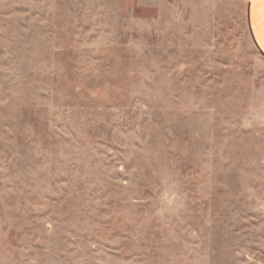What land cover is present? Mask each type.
Listing matches in <instances>:
<instances>
[{
	"label": "rangeland",
	"instance_id": "1",
	"mask_svg": "<svg viewBox=\"0 0 264 264\" xmlns=\"http://www.w3.org/2000/svg\"><path fill=\"white\" fill-rule=\"evenodd\" d=\"M0 264H264L243 0H0Z\"/></svg>",
	"mask_w": 264,
	"mask_h": 264
},
{
	"label": "crops",
	"instance_id": "2",
	"mask_svg": "<svg viewBox=\"0 0 264 264\" xmlns=\"http://www.w3.org/2000/svg\"><path fill=\"white\" fill-rule=\"evenodd\" d=\"M251 35L264 54V0H243Z\"/></svg>",
	"mask_w": 264,
	"mask_h": 264
}]
</instances>
